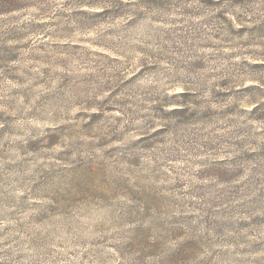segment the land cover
I'll use <instances>...</instances> for the list:
<instances>
[{
	"label": "rangeland",
	"instance_id": "1",
	"mask_svg": "<svg viewBox=\"0 0 264 264\" xmlns=\"http://www.w3.org/2000/svg\"><path fill=\"white\" fill-rule=\"evenodd\" d=\"M0 264H264V0H0Z\"/></svg>",
	"mask_w": 264,
	"mask_h": 264
}]
</instances>
